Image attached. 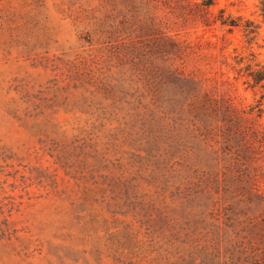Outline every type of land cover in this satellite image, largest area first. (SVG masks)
I'll return each mask as SVG.
<instances>
[{
    "label": "rangeland",
    "instance_id": "374dc122",
    "mask_svg": "<svg viewBox=\"0 0 264 264\" xmlns=\"http://www.w3.org/2000/svg\"><path fill=\"white\" fill-rule=\"evenodd\" d=\"M200 1L0 0V264H264V28Z\"/></svg>",
    "mask_w": 264,
    "mask_h": 264
},
{
    "label": "trees",
    "instance_id": "16d2710c",
    "mask_svg": "<svg viewBox=\"0 0 264 264\" xmlns=\"http://www.w3.org/2000/svg\"><path fill=\"white\" fill-rule=\"evenodd\" d=\"M258 20L246 19L242 16L232 17L231 15L225 16V11L221 9L218 14H212V8L215 6V0H201L195 5L193 12L197 18L200 19L204 26H213L219 24L222 27H227L228 33H232L235 29H239L245 39V43L249 47L252 45L260 35L261 30L264 28V0H257ZM184 14H191L193 10L186 12L187 6H182ZM237 53V52H236ZM259 54L250 51L248 55L237 53L234 57L236 78L244 79V84L248 88L258 90L260 99L257 104L251 109V113L256 109L258 118L264 116V62L258 61ZM258 142L262 148V165L261 174L264 180V123L260 126L258 134ZM264 198V192L261 193Z\"/></svg>",
    "mask_w": 264,
    "mask_h": 264
}]
</instances>
